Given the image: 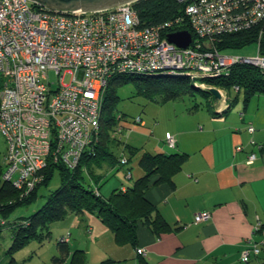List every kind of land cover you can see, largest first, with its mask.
Listing matches in <instances>:
<instances>
[{
	"label": "built area",
	"instance_id": "built-area-1",
	"mask_svg": "<svg viewBox=\"0 0 264 264\" xmlns=\"http://www.w3.org/2000/svg\"><path fill=\"white\" fill-rule=\"evenodd\" d=\"M185 2L192 40L187 47L169 41L164 25H141L135 1L111 8L53 11L31 0H0V131L7 140L4 181L30 192L43 180V170L61 163L70 169L98 141L103 97L109 79L117 74H183L196 86L211 89L205 80L227 76L238 64L264 71V0H179ZM255 29L257 52L242 55L216 46L218 36ZM60 74L50 86L48 71ZM71 73L69 83L64 75ZM217 88V87H215ZM226 103V92L217 88ZM138 115L135 123H141ZM249 132L255 127L249 124ZM122 131V125L117 128ZM258 149L262 144L251 141ZM169 148L176 136L166 133ZM237 145V151L243 150ZM257 154L251 151L246 164ZM127 163V158H122ZM131 174H128L130 177ZM125 189V186L123 187ZM211 212L195 215L196 221ZM0 221L3 223L0 219ZM262 238L247 240L242 261L258 256ZM61 241H69V235ZM138 252L147 254L144 247Z\"/></svg>",
	"mask_w": 264,
	"mask_h": 264
},
{
	"label": "crops",
	"instance_id": "crops-1",
	"mask_svg": "<svg viewBox=\"0 0 264 264\" xmlns=\"http://www.w3.org/2000/svg\"><path fill=\"white\" fill-rule=\"evenodd\" d=\"M229 101V97L226 103L219 98L212 111L196 122L186 118L189 125L166 130L165 134L176 136L177 152L186 153V158L172 183L152 175L145 196L173 229L158 235L138 220V244L132 246L136 264L140 247L146 248L144 257L151 264H242L241 251L247 240L261 238L256 225L258 219L264 223V149L251 141L264 144V99L254 109L246 106L237 118L230 113L232 106L228 109ZM220 111L225 112L216 116ZM132 123L127 122L126 127H133ZM249 123L254 125V132L248 131ZM165 134L159 133L155 141L142 145L140 156L143 151L168 152ZM239 144L244 147L242 151L236 149ZM251 151L257 160L247 165ZM140 156L138 169H134L137 178L144 173ZM202 211L211 212V218L196 221V213ZM69 239L68 244L72 237ZM73 252L63 263L53 264H70Z\"/></svg>",
	"mask_w": 264,
	"mask_h": 264
},
{
	"label": "trees",
	"instance_id": "trees-1",
	"mask_svg": "<svg viewBox=\"0 0 264 264\" xmlns=\"http://www.w3.org/2000/svg\"><path fill=\"white\" fill-rule=\"evenodd\" d=\"M133 8L139 15L141 25L158 26L170 23L164 30H192L190 18L185 10V2L179 0H136L133 3ZM257 28H259V25L239 32L222 33L218 36L216 46L223 50L238 51L253 42L255 43L257 35L255 34V29ZM262 46H264V42ZM262 75L264 76V71L257 67L238 64L231 68L227 76L208 79L205 82L208 85L225 90L226 97H229L230 100L229 109L233 101L231 97L232 90L240 92L244 89L249 95L264 94V77L262 78ZM129 80H134L139 89L145 94L157 93L167 100L177 98L185 92H191L196 89L202 91L212 100L219 101V98L211 92V89L195 88L193 86L194 82L183 74H117L112 76L104 92L98 141L92 144L83 154L76 168L70 169L61 163L50 164L43 170V180L30 192H24L23 189H19L11 182L2 179L4 170L0 164V219L4 221L3 223L0 221V227L7 224V217L17 206H30L37 200V189L42 185L49 184L55 169L61 171V185L51 193L45 205L32 215L24 217V221H17L13 224V227L18 229V232L14 234L13 242L9 249L11 254L14 249L22 246L24 242L33 236H38L42 239L44 235L38 234L36 228L38 225L41 227L47 226L53 221L66 217L71 212L96 214L112 230L119 245L130 243L132 246L137 247L138 220H142L149 225L153 232L158 235L173 229L158 212L157 208L146 198L145 193L149 186L150 177L154 174L159 175V181L173 182V176L180 170L186 158V153L177 152V147H175L174 151L170 150L172 152L152 153L143 151L139 159V165L144 171L143 175L138 177L131 186L123 185L121 188L114 189L106 199L102 197L100 192L102 175L96 172L95 167H99L105 160L111 161V163L116 165L119 164L118 167L127 165L125 169L126 175L131 174L128 178H133V173H130L129 163H131L133 155L137 153V149L128 146V144H123L124 149L121 155L116 157L113 152L116 143H122L121 140H118L117 133L123 132L128 122L123 114L114 115L116 85ZM224 112L220 111L215 114L216 116L223 115ZM120 124L122 125V131L117 130ZM262 145L264 149V144ZM126 150L130 153L128 154ZM123 157L127 158V163L122 162ZM124 186L125 189H123ZM60 238L57 241L59 245H68L69 241L64 242ZM263 249L264 246L262 247ZM63 262L64 258L55 260V263ZM69 263L91 264L88 260L87 252L83 249L75 250ZM138 263L151 264L140 253L138 254ZM7 264L18 263H16L15 257L12 256Z\"/></svg>",
	"mask_w": 264,
	"mask_h": 264
},
{
	"label": "rangeland",
	"instance_id": "rangeland-1",
	"mask_svg": "<svg viewBox=\"0 0 264 264\" xmlns=\"http://www.w3.org/2000/svg\"><path fill=\"white\" fill-rule=\"evenodd\" d=\"M238 52L242 55H253L257 52V45L253 42ZM264 77L263 75L261 76ZM71 73L64 75L63 81L69 83L71 81ZM48 81L50 86L55 88L59 85L60 74L54 69L48 71ZM195 88H199L193 84ZM228 96V95H227ZM260 96V101H258ZM232 97V117H239L240 112L246 111V106L254 109L257 102L262 104L264 94L249 95L242 89L240 92L231 91ZM217 101L212 100L200 90H192L185 92L177 98L170 100L164 99L162 95L157 93L145 94L142 92L134 80H129L116 85V100L114 102V115L123 114L126 121L135 122V118L140 115L142 122L139 124L132 123L134 126L125 128L123 132L117 133L118 140L113 148L114 155L117 157L122 154L123 144L134 147L137 153L133 155L131 163H129L130 173L133 178L129 179L126 175V166H119L105 160L98 167L96 172L102 175L100 180L101 195L108 198L114 189L121 188L123 185L131 186L137 179L136 163L142 150L141 146L155 141L158 134H165L167 129H176L182 124L189 121L185 119H194L193 122L201 118L203 115L210 113ZM245 115H247L245 113ZM252 124V123H249ZM248 124V125H249ZM141 125L143 129L138 128ZM181 125V126H180ZM189 125V124H186ZM202 123L200 124V126ZM157 127V131H156ZM155 130V132H154ZM159 131V132H158ZM170 150L174 151L167 147ZM7 152V140L0 131V164L5 169V154ZM129 154L130 152L126 150ZM61 185V171L55 169L52 178L47 185H42L37 189V200L30 206L19 205L7 217V224L0 227V264H7L14 256L18 264H53L57 258H67L69 252L77 249H86L88 251V260L91 264H136L135 257L132 255V245L130 243L119 245L115 240L112 230L106 226L96 214L84 213H68L66 217L53 221L47 226L38 225L37 231L39 235H44L42 239L33 236L22 246L13 250L11 254L9 249L12 245L14 234L18 229L13 227L17 221H24V217L32 215L43 207L55 189ZM72 237V242L68 245H59L58 239L62 235ZM47 235V236H46ZM69 236V237H70ZM262 238V235H261ZM263 247V246H262ZM264 249L258 256H251L250 262L243 261L242 264H264ZM260 261V263H259ZM248 262V263H246ZM240 264V263H239Z\"/></svg>",
	"mask_w": 264,
	"mask_h": 264
},
{
	"label": "water",
	"instance_id": "water-1",
	"mask_svg": "<svg viewBox=\"0 0 264 264\" xmlns=\"http://www.w3.org/2000/svg\"><path fill=\"white\" fill-rule=\"evenodd\" d=\"M34 3L40 4L43 7L53 10L69 12L73 10H98L103 8L115 7L119 4L136 1V0H31ZM170 42L175 43L180 47H187L192 40V34L189 30H180L168 34ZM211 92L220 98L221 94L215 87L211 88Z\"/></svg>",
	"mask_w": 264,
	"mask_h": 264
}]
</instances>
